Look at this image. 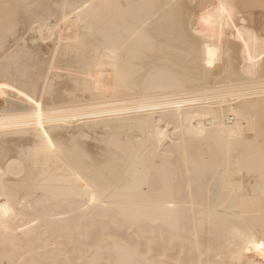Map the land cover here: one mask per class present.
Segmentation results:
<instances>
[{
	"label": "bare ground",
	"instance_id": "obj_1",
	"mask_svg": "<svg viewBox=\"0 0 264 264\" xmlns=\"http://www.w3.org/2000/svg\"><path fill=\"white\" fill-rule=\"evenodd\" d=\"M261 56L264 0H0V264L56 263L73 226L58 207L89 205L76 176L128 225L155 224L149 235L197 217L182 264H260L246 249L264 239ZM127 239L91 262L168 264Z\"/></svg>",
	"mask_w": 264,
	"mask_h": 264
},
{
	"label": "rangeland",
	"instance_id": "obj_2",
	"mask_svg": "<svg viewBox=\"0 0 264 264\" xmlns=\"http://www.w3.org/2000/svg\"><path fill=\"white\" fill-rule=\"evenodd\" d=\"M161 131H164L168 128V125L165 123H162ZM165 140H168V143L173 146L174 143L170 140V137L165 136ZM170 140V141H169ZM194 147V146H193ZM194 150V148H191V152ZM178 156H175L173 159V163L177 166L179 164V161L177 160ZM175 160V161H174ZM177 163V164H176ZM182 184L181 181L176 182V186H180ZM101 203H95V204H89V205H79L77 203H69V204H63L59 209H63L62 213L58 214L56 216L58 223H73V226L71 228V233H60V235L57 237L56 249L52 252L53 255L57 257V261L55 264H84L85 262H91V259H93V253L91 252L92 249L96 247L103 246L104 251H109V244L112 240H126L131 244L134 245L137 241L143 242L139 243V249L144 251V249L149 246L148 242L150 244V248L148 251V256H151L152 258H158V257H166L168 264H182L183 261L188 260L191 256L195 255V252H190V238L187 233H189L192 225L196 220L194 221L192 218H186L180 219L178 222V228L177 230H173V233L175 235H171L169 233H172L171 231L167 235L168 230L163 229L162 230L158 228L154 232H156L153 236L149 235V231L154 227H156L155 224L152 226L150 225H132L131 223L126 221H123L116 216V209L113 206H108L107 204ZM187 206V207H186ZM189 205H183L180 210L181 212L185 214V212H188ZM113 207V208H112ZM186 207V209H185ZM195 207V206H194ZM197 207V209H196ZM194 208L195 212H198V206ZM43 207L40 204H36L33 207L29 209L27 212L28 215H33L36 213L41 212ZM80 211V212H79ZM83 212L87 213L86 216L83 215ZM183 218V217H182ZM195 219V218H194ZM198 221V220H197ZM38 221H36L33 225H36ZM42 221H39V224H41ZM197 223V222H196ZM155 225V226H154ZM146 230H145V227ZM149 226V227H147ZM208 228V227H206ZM205 228V229H206ZM145 230V233H143L146 237L144 238L143 235L138 234L141 230ZM177 231V232H175ZM166 232V233H165ZM209 232V233H208ZM131 234V235H130ZM140 235L142 239H140L138 236ZM210 230L206 229L205 233L203 235H200V239L198 238V241L200 244L208 242V239L210 238L209 235ZM131 236V238L129 237ZM148 236V237H147ZM151 236V237H149ZM170 237V238H169ZM209 237V238H208ZM139 238V239H136ZM146 240L145 243L144 239ZM150 238V239H147ZM132 239V240H130ZM135 242H134V241ZM137 240V241H136ZM163 240L164 245H168V243L171 245L169 248L163 246ZM192 240V239H191ZM207 240V241H206ZM162 242V244H161ZM138 245V243H136ZM147 244L144 248L143 245ZM111 246V245H110ZM53 246H48L46 251L52 250ZM183 248V249H182ZM187 248V249H186ZM101 250V251H103ZM91 252V253H90ZM106 252V251H105ZM105 252H102L103 254ZM60 253H65V256H59ZM188 253H191L190 255ZM194 253V255H192ZM96 260V258H95ZM8 262V261H7ZM92 264H114L113 260H111L110 256L108 258L105 256L103 259H100L99 262L92 263Z\"/></svg>",
	"mask_w": 264,
	"mask_h": 264
},
{
	"label": "snow or ice",
	"instance_id": "obj_3",
	"mask_svg": "<svg viewBox=\"0 0 264 264\" xmlns=\"http://www.w3.org/2000/svg\"><path fill=\"white\" fill-rule=\"evenodd\" d=\"M87 7V5L85 6ZM228 8L229 6L226 4H220L218 6V12L221 14V18L223 21V18L226 16L228 20H231L232 17L230 14H228ZM202 22L207 24L208 20L204 19L202 17ZM249 47L248 44H245V48ZM261 60H264V56L260 57ZM248 61L249 63H255L252 60L251 54L248 56ZM211 63V61L209 62ZM7 84H0V90L7 88ZM15 91V89H13ZM21 95H24L23 92L20 93ZM33 104H35L36 109H40V105L36 104V101H32ZM27 120H29L32 124H35L37 130L42 133V137L47 140L48 146L51 147L52 151H55L56 149V144L53 142V139L49 138V131L45 129V117L44 113L41 111H36L32 114V116L28 117ZM53 121L49 120V123H52ZM77 181L80 182L81 185H84V189L82 192V195L88 204H95L98 202V199L102 196V193H100L94 186H89V183L86 182V180H82L80 176L75 177ZM255 249L256 252H258L262 257H264V239H262L259 243L255 242V239L250 242V244L247 247V251L251 252ZM260 264H264V260L260 261Z\"/></svg>",
	"mask_w": 264,
	"mask_h": 264
}]
</instances>
